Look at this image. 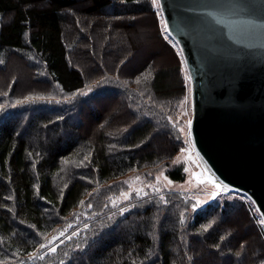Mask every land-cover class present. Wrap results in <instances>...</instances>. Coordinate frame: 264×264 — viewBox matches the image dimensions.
Returning a JSON list of instances; mask_svg holds the SVG:
<instances>
[{
  "label": "trees",
  "instance_id": "trees-1",
  "mask_svg": "<svg viewBox=\"0 0 264 264\" xmlns=\"http://www.w3.org/2000/svg\"><path fill=\"white\" fill-rule=\"evenodd\" d=\"M0 20V264H264L243 198L109 204L142 168L184 180L182 59L151 0H0Z\"/></svg>",
  "mask_w": 264,
  "mask_h": 264
},
{
  "label": "water",
  "instance_id": "water-1",
  "mask_svg": "<svg viewBox=\"0 0 264 264\" xmlns=\"http://www.w3.org/2000/svg\"><path fill=\"white\" fill-rule=\"evenodd\" d=\"M159 6L191 81L193 146L209 177L246 195L264 220V0Z\"/></svg>",
  "mask_w": 264,
  "mask_h": 264
},
{
  "label": "rangeland",
  "instance_id": "rangeland-1",
  "mask_svg": "<svg viewBox=\"0 0 264 264\" xmlns=\"http://www.w3.org/2000/svg\"><path fill=\"white\" fill-rule=\"evenodd\" d=\"M152 7L156 12V15L159 20V24L161 30L164 28L166 34L163 33L164 39L169 42L173 43L175 49L179 53L182 59V75L183 80L186 86V96L183 103V111H181V117L178 121L179 123V130L181 133V137L184 142V147L181 152L176 155L172 161L170 166L179 167L184 174V180L182 182H173L169 180L166 176V172L169 169L163 166H154V167H147L142 168L138 171L137 174L130 175L124 178L122 181L125 186V190L123 193L117 195L113 199L109 201V204H114V207H119L121 204L126 202H131L139 197L151 196L153 194H159L163 192H180L191 198L195 205L202 207L209 202H212L218 197L227 196V197H235V198H243L246 202L253 206L255 213L258 216L260 225L264 228V224L261 223V216L253 204V202L244 194L232 190H227L224 188H220L217 183L213 181L208 176V170L203 165L200 156L197 154L189 132L190 125L187 121H191L192 115V106H191V81L190 77L181 53V50L177 44V42L172 38V36L168 33L162 14L160 10V6L154 5L151 0ZM1 21V20H0ZM31 61V59H30ZM43 97V99H40ZM58 98V99H68V95L62 94L59 91H54L51 96H33L31 99L27 100L25 103L26 105H33V103L37 102L42 104L43 100L47 101L48 99ZM61 97V98H60ZM24 103V104H25ZM25 106V105H24ZM43 112L42 110H38L35 112V115L38 113ZM183 129V131H182ZM128 194V199H124L123 194ZM89 208V207H88ZM120 208L118 211L122 214ZM58 225L55 227L57 228ZM65 231L64 228L62 231H55L50 233V239L45 241L43 245L44 248L40 247V253L46 254L50 253V249L55 248L56 250L60 247L62 242L65 241ZM63 233V234H62ZM51 242V243H49ZM34 257L33 255L30 258ZM3 264H26V263H11V259H6Z\"/></svg>",
  "mask_w": 264,
  "mask_h": 264
},
{
  "label": "snow or ice",
  "instance_id": "snow-or-ice-1",
  "mask_svg": "<svg viewBox=\"0 0 264 264\" xmlns=\"http://www.w3.org/2000/svg\"><path fill=\"white\" fill-rule=\"evenodd\" d=\"M152 3H153L154 5H158V4H159V0H152ZM2 62H3V61H0V63H2ZM136 82H137V83L140 82L139 78L137 79ZM28 99H31V98L29 97ZM40 99H43V97H40ZM187 123H188L189 125H191V121H190V120L187 121ZM182 131H183V129H182ZM85 159H87V157H85ZM123 196H124V199H128V194H127V193H124ZM81 203H82V202H81ZM123 211H124V209H121V212H123ZM261 223L264 224V220H261ZM62 234H63V233H62ZM73 235H75V233H73ZM49 243H51V242H49ZM40 247H41V248H44L45 245L41 244ZM55 250H56L55 248L50 249V251H53V252H54ZM33 255H35V254H33ZM40 258L43 259L42 256H41Z\"/></svg>",
  "mask_w": 264,
  "mask_h": 264
},
{
  "label": "bare ground",
  "instance_id": "bare-ground-1",
  "mask_svg": "<svg viewBox=\"0 0 264 264\" xmlns=\"http://www.w3.org/2000/svg\"><path fill=\"white\" fill-rule=\"evenodd\" d=\"M202 161V160H201ZM203 162V161H202ZM203 165L205 166V163L203 162ZM206 167V166H205ZM206 169H207V167H206ZM222 186V188H224V189H227L225 186H223V185H221Z\"/></svg>",
  "mask_w": 264,
  "mask_h": 264
}]
</instances>
